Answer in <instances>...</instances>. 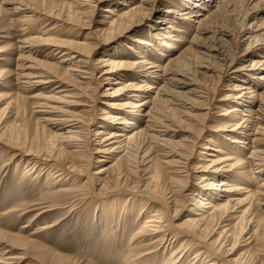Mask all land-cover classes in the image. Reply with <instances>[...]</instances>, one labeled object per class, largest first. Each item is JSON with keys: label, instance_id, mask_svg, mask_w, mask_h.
I'll return each instance as SVG.
<instances>
[{"label": "rangeland", "instance_id": "obj_1", "mask_svg": "<svg viewBox=\"0 0 264 264\" xmlns=\"http://www.w3.org/2000/svg\"><path fill=\"white\" fill-rule=\"evenodd\" d=\"M6 1L0 0V48L5 50L0 54V232L7 233L9 239L22 232L23 235L29 236L34 231L37 232L40 225H51L56 220L59 221L57 226L36 235V242L29 247L30 257L27 256L24 261L13 260V263L8 264H125L124 262L128 259L131 262L135 250H131L130 239L148 216L156 215L155 212L161 209L163 214L167 213L166 221L176 226L190 217V212L192 214L197 209L193 191L188 192L189 198L184 197L188 195L187 193L182 197L170 194L171 191L180 189V187H174L175 184L171 178L182 179L181 187H184L187 182V190L199 189L207 194L210 193L206 191L209 189L206 183L201 181L206 174L202 171V167L206 165L204 160L207 156H200L203 151L200 146L213 145L209 140H216L214 147L221 153L208 150L207 153L218 156L217 160L220 161L227 156L224 154H229L250 163L253 161L252 150H259L260 156H264V143L258 146L253 145L250 140H245L251 138L248 133L253 134L255 132L253 129L243 132L245 136L237 137L239 144L226 139L236 137V133L231 132L232 128H228L230 130L225 132L219 129L243 123L242 113L252 102V111L255 115L250 121L251 124H260L259 127L263 133L256 137L261 136L260 138L263 137L264 141V121H262L264 120V80L259 79L264 75V0H193L194 2L192 0H15L21 13L12 17L1 12L2 8L12 9L11 7L16 6L3 4ZM62 3L73 4L67 8L62 7ZM228 4L230 6L221 11L220 7ZM131 7H138V11L133 16L124 18L123 16L126 13L128 15L132 10ZM50 10L61 13V19L58 20L56 16L44 18L40 14ZM218 11L221 13L218 14ZM9 18L17 22L25 21L24 28L31 30L29 38L35 40L46 38L44 32L54 23H58L56 24L58 28L52 32L55 33L52 38L60 41L74 38L84 42L86 35L90 34L88 35L90 43L96 48L91 58V65L86 67L79 64L76 59L69 60V57L67 59L59 55V52L57 56L52 55L49 49L53 47L47 44L41 46L35 44L33 51L29 48L23 52L19 51L17 48L21 46L19 43L22 40L19 32L21 28L19 24L18 27L13 26ZM113 21L118 22L112 24ZM143 42L146 44H142ZM203 43L217 48V59L211 60L212 64L200 60L209 58L200 53L204 51L201 49ZM123 53L130 55L133 58L132 61L144 62L146 67L158 66L155 69L160 70L159 73L151 74L152 79L147 81L154 87L148 94L146 93L148 91H143L141 97L135 96L132 99L112 95L113 91L108 90L114 87V79L122 77L123 74H125L123 75L125 82L146 81L140 74H138L139 78L132 77L130 70L124 71V68L119 70L120 75L116 78L113 76L112 79L104 81L105 68L98 64L99 60L103 56L113 57ZM139 56L142 59H138ZM177 57L179 62L171 61ZM180 57L187 59L181 61ZM256 61L259 62V66H255ZM46 63H55L57 70L61 73L67 71V76L72 81L71 85L65 88L78 93L76 97L68 91L59 92V95H71L64 96L66 98L64 102H70L72 105L50 102L51 105H56L54 107L60 108L58 111L36 107L31 97L39 93L43 97L52 96L54 90L57 92L59 84L42 85L26 93L24 91L26 87L17 80L20 68L23 66L43 67V65L47 66ZM201 65L211 68L205 76L202 74L205 69ZM168 68L180 70V72L185 70L184 75L179 73L173 76L168 72L165 76L163 69ZM172 78L182 82L178 87L173 86L172 89L202 103L199 109H190L189 103L181 110L189 112L186 116L183 112H175L173 110L175 105L164 102L168 97L160 94L166 86L168 87V82ZM87 82L92 90L87 91L89 99L86 100V97H82L81 92L76 91L74 87L82 89ZM11 85L13 86L10 87ZM237 85L250 88L256 97L252 99L247 94L248 104L244 103L241 111L230 115L231 118H229L225 116L224 110L235 106L234 98L240 94L235 91L238 88ZM203 86L208 90L207 100L190 93ZM157 95L164 102L160 106V111L172 116L177 124V127L172 128V135L164 136L163 134L162 136L161 134V140L171 141L169 147L176 148L177 152L181 151L178 148L182 145L190 144L186 138L192 140L195 137L192 141L195 144L200 143L195 145L197 146L195 149L192 147L194 151L192 171L184 170L181 176L173 174L176 168L168 165L169 162L178 161L177 157H165L162 149L158 148L156 150L154 148L148 153L149 155L146 154L149 147L148 143L146 144V134L157 135L164 130L156 126L155 131L148 132L149 127L146 126L151 124L148 118L141 116L136 124L128 126L129 130L136 127L135 130L144 129L146 132L137 140L130 154L102 153L111 147H106L108 143L100 145L102 138L92 133L101 125L106 128L105 124H108L109 130L123 129L122 121L112 123L108 120L111 113L125 112V116L131 118V109L113 107L112 101L134 102V100L144 101V99L150 101ZM193 106L198 108V105ZM150 108L152 109L153 106L142 107V110L146 109V113L150 111ZM63 112L93 119L89 124L90 129L87 127L82 130L81 135L84 136L85 141L82 151L77 148L72 150L77 149L80 154L82 153L81 155L84 154L83 160L79 161L73 155L64 154L67 152L61 150L63 146L58 139L54 138L53 134L68 131L66 128L68 126L61 121L48 122V120L63 118V115H60ZM157 117L162 118L161 115ZM66 134L70 135L67 132ZM164 143L162 141V144ZM6 144L25 151L31 149L34 152L47 153L48 150L49 152L52 150L51 153L56 159L52 162L48 161L50 165L54 163L55 166L65 168L74 166L76 167L74 170L79 173L82 171V166H85L84 174L77 176V173L72 175L73 173L70 174L68 171L61 177L62 182L54 184L52 175L48 176V172H41L40 168L36 167L32 169L31 166L35 165L32 157L27 154L23 158L18 154L16 157H11L16 152L8 149ZM99 160L104 162H98ZM116 164L120 165L121 174L112 173L111 175L109 171V174L96 175L101 168ZM116 175L121 176L117 178ZM98 176L102 177V180H99ZM226 176L234 184L243 185L245 189L249 187L255 192H258L260 186L264 184V173L259 178V175L255 174L254 179L251 175L244 178L239 173ZM234 178H240L241 181L236 182ZM223 179L224 177L220 176L218 181ZM65 188L73 189V192H70L72 194H58L59 190ZM147 189L153 191L151 193L156 195L158 203L147 200L144 195V192H148ZM43 201L48 202L44 204L45 206L59 203L62 209L41 213L37 205L44 203ZM248 207L249 205L234 209L235 213L227 217V221L215 228L201 231L205 244L211 243L212 248L220 249L221 244H224L218 252L223 261L232 259L235 264H264V221L254 225L246 224L251 213H260V218H264L263 211L256 207L246 212ZM147 212L150 214L146 216ZM26 225L28 227L24 228ZM224 230L229 231L223 232ZM254 231L256 232L252 237ZM172 239L169 236L168 242H172ZM182 239L176 242L173 240L170 247L167 241H165L167 245L160 244L157 248L160 254L156 260H148L149 264H171L170 256L180 246ZM19 251L22 249H14L3 256L6 253L5 245H0V259L17 255ZM136 251L139 250L136 249ZM229 252L234 256H230ZM194 253L195 251L191 250L189 256L181 262L182 255H180L177 259L178 263L175 264H202L205 258L193 261L196 256ZM125 258L128 259L125 260Z\"/></svg>", "mask_w": 264, "mask_h": 264}, {"label": "bare ground", "instance_id": "obj_2", "mask_svg": "<svg viewBox=\"0 0 264 264\" xmlns=\"http://www.w3.org/2000/svg\"><path fill=\"white\" fill-rule=\"evenodd\" d=\"M188 2H191V1H188ZM15 3H17L15 0H7L6 2H3V4H6L8 6H14V5H16ZM145 3H148V2L145 1ZM72 4L73 3H62V7L66 6L67 8H69ZM77 5H79V4H77ZM229 6H230L229 4L226 6H221L220 9L222 11V10H225L226 8H228ZM80 7L82 8V6H80ZM11 8L12 9L2 8L1 12L5 15L7 14V16L9 15L8 17H12V16H15L16 14L21 13V9L18 7V5L11 7ZM131 8H132V10L131 11L129 10L130 13H128V15H126L127 14L126 13L125 16H123L124 18L133 16V14H135L138 11V7H135V8L131 7ZM221 11H218V14L221 13ZM40 14H42L44 16V18L47 16H50V17L56 16V18H58V20L61 19V15H60L61 13H56L54 10H50L48 12H41ZM38 17L40 18V15ZM9 19H10V21H12L13 26H17L19 24L20 25L19 27L21 28L19 31L20 36L22 37V40L19 41L21 46L19 48H17V49H19V51L22 50V52H23L25 49L27 50L28 48L30 49V51H33V49H34L33 47H35V44H38L40 46L42 44H47L48 46L53 47L52 49H49V50H51L52 55L57 56V52H59L58 53L59 55L61 54V56H64L66 58L69 57V60L76 59L79 64H83L86 67L89 66V64L91 65V63H92L91 58H92V56L94 54L93 52L96 48H95V45H91V43H90V40L88 38L89 37L88 35H90V34L86 35V39L84 42L74 40V38L69 39V40L67 39V41H60V40L52 38V36L55 34L52 32L58 28L56 26V24H58V23H54V24L49 25L50 27L48 28V30L44 32L45 33L44 36H46V38L43 37L41 39L35 40V39L29 38L30 37L29 32L31 30L27 27L24 28L23 23H25V21H21V20L19 21L18 20L19 22H17L16 20H13L12 18H9ZM53 20H56V19H53ZM118 21H113L112 24L117 23ZM200 43H202V42H200ZM95 44H97V43H95ZM142 44H146V43L143 42ZM165 44H167V43H165ZM201 49H204V51L200 52V53L204 54V56L209 57L208 59L202 58V59H200L201 61L206 62L208 64H212L211 60H213L215 58L217 59V48L211 47V45L203 43ZM4 52H5V50L0 48V54H2ZM132 59L133 58L130 55L123 53V54H119V55H116L113 57H111L110 55L109 56L108 55L103 56L99 60L98 64H100L102 67L105 68V70L103 71L104 81L105 80L108 81V80L112 79L113 76H114V78H116L117 75H120L118 72H120L119 70H122L121 68H124L125 69L124 71L130 70L129 72H131L130 75L132 77L139 78L138 74H140V75H142L141 76L142 79L146 80L145 82L143 81V83L139 82L137 80H131V81L125 82V80H124L125 77L123 76L125 74H123L122 77H118V78L114 79V83H113L114 87L112 89H108V90L113 91V93H111L112 95H121V96L130 97V98L134 99L135 96L141 97L142 96L141 92L148 91V92H146L148 94L152 89H154L153 85L151 83H148L147 81L152 79L151 74H154V73L158 74L159 73L160 70L158 71V69H155V68H158V66H147L146 67V65L143 64L144 62H140V61L135 62V61H132ZM138 59H142L141 56H139ZM182 59L185 60L187 58L180 57L181 61H183ZM171 61H173L174 63L179 62V58L178 57L176 59L173 58ZM258 63L259 62L256 61L255 66H259ZM46 64H47V66L43 65V67H41L40 65H37V67H35L33 65L28 66V67L27 66H23V67L21 66L22 68H20L21 69L20 74L18 75V79H17L18 82L22 86L26 87V89L24 90V91H26V93H28L30 90H34V89H36L42 85L50 86V85L59 84V87L57 88L58 89L57 92L54 90V92H53L54 95H52V96L43 97L41 93L33 95L31 97V99L34 100V104L36 105V107L43 108V109L46 108V109H50V110L52 109V110L58 111L60 108L58 109L57 107H54L56 105H51L50 102H55V103L57 102L60 104L66 103V105H72L70 102H64L66 99V98H64V96H71V95H64V96L59 95L60 94L59 92H62V91L71 92L76 97L78 95V93L72 92L71 90H69V88H67V89L65 88L66 86L71 85V81H72L67 76V73H66L67 71L61 73L57 70V65L55 63L54 64L46 63ZM148 65H151V64H148ZM144 66L146 68H144ZM260 66H261V64H260ZM102 67H101V69H102ZM201 67H203V69H205L202 72V74L205 76V74L209 71L210 67H205L202 65H201ZM84 70L89 71L90 69H84ZM184 71L185 70H182L181 72H180V70L176 71L173 68H168L167 70L163 69V73L165 76L168 72H170L173 76H176L179 73L184 75ZM157 74L154 76L156 77ZM92 76H93V73H92ZM259 79L264 80V75H262ZM168 83H169L168 87L166 86V89H163V92L160 95L164 94L166 97H168L167 100H165L164 102L175 105V107H173V110L175 112H183V111H181L182 108H185L186 105H189V103L191 104L190 109H199L200 108V105L202 103H199L198 101L191 99L188 96L181 95V93L175 92V90L172 89L173 86L178 87V85L180 83L182 84V82L180 80H176V79L174 80L172 78L169 80ZM12 86L13 85H11L10 87H12ZM236 87H238V88L235 91H238L240 94L236 95V97L234 98L236 100L235 106H233L232 108H230L228 110H224L226 112L225 116H228L229 118H231L230 115H232L234 113H238L239 111H241V107H244V103L248 104L249 101L247 99H249V98H246L247 94L249 96H251L252 99L256 97L255 94L253 95L254 92L250 91L251 89L248 87H245V85H237ZM74 89L76 91L81 92L80 94H82V97H84V98L86 97V100L89 99L87 97L88 96L87 91L92 90V89H91V85L90 86L88 85V82L84 88L77 89L76 87H74ZM242 91H247L249 93H247V92L244 93ZM190 93H192L193 95H196V97H198V98H206V100L208 99V95H209L208 90L204 86L202 88L194 89ZM76 97H75V99H76ZM155 98H152V99L150 98L151 99L150 101H147L145 99H144V101L143 100H140V101L134 100V102L133 101L132 102H124V101H120V100L112 101L113 103L111 105L113 107H117L120 109H131L130 110V112L132 113L131 118L125 116V112L111 113L108 116V120H110V122H112V123L122 121V125H124L122 130L118 129V128L116 130H109V126H107L108 124H105L106 128H103V126L100 124L101 126H100V128H98L99 130L96 129V130H93V131L91 130V131H92V133H95L93 135H96V137L102 138V140L99 143L100 145L103 146L106 143H108V145H106V147H111L109 149H105L104 151H102V153H109V154L110 153H114V154L125 153V155H126V154H130L133 151V149L137 143V140L140 138V136H142L144 133L146 134L144 129L135 130L136 129V127H135L132 130L131 129L129 130L128 126L136 124L137 119H139V117H141V116L144 118H148L149 119L148 121L151 123L150 126H146V127H149L148 132L155 131L154 129L156 126H159V128H161L162 130L164 129V130L158 132L157 135L156 134H153V135L146 134L147 135L146 144L148 143L147 145L149 146L147 148L148 150L146 149L147 150L146 154L149 155L148 153L153 151L154 148H155V150L158 148V149H162L161 151L163 152V155L165 157H173V158L177 157L178 161L176 160V162H172V163L169 162L168 165H170V167L176 168V171L173 172V174H176L177 176H181V174L184 173L183 172L184 170H187V172H188V170L192 171L193 167L191 166V163H192L193 158H194V151L192 150V147H194V149H195L197 147V146L195 147V145H199L200 143L195 144L194 141H192L193 139H195V137H193L192 140H187V138H186V141L189 142L190 144L184 145V146L182 145V147L178 148V150L180 149L181 151L177 152L176 148H170L169 147V145L172 143L171 141H165L164 139L161 140L160 135L161 134H162V136H163V134H164V136L172 135V132H173L172 128L177 127V124H176V122L172 116H170V115L168 116L167 114H163L160 111L161 110L160 106L164 102L161 99H159L160 97L158 95ZM76 103H79V102H76ZM194 104L198 105L197 106L198 108H195L193 106ZM150 105L153 106V108L152 109L150 108V111L145 113L146 109L142 110V107H148ZM238 108H240V109H238ZM252 108H253L252 102H250L248 107H247V110L245 109V111H243V113H242V116L244 117V119H242L243 123H239L238 125L224 126L223 128H219L222 132L230 130L228 128H232L231 132L236 133L235 134L236 137L234 136V137H232V139L226 138L227 140H231L232 143L239 144L238 141L236 140L237 137L239 135L245 136V134L243 132L246 133L247 130L252 131V129H253L255 131L253 134L248 133V136H250L251 138H248L245 140H250L253 145H258V144L264 143V141L262 140L263 137L262 138H260L261 136L258 138L256 137L258 135H262V133H263V131L260 130L261 129L259 127L260 124L259 123L251 124L250 120L255 115L253 113L254 111H252ZM143 113H145V114H143ZM183 113H184V115L187 116L189 112L188 113L183 112ZM60 115L61 116L63 115V118L60 117V118H57L58 120L57 119H55V120H52V119L48 120L47 119V120H48V122L49 121H61L63 124H66L65 126H68V127H66L68 130L66 132L70 135H67L66 132L58 133V134L56 133V134H53L54 138L58 139L59 142L61 143V145L63 146V147H61V150L67 152L64 154L73 155L74 157L78 158L80 161L85 156L84 154L81 155L82 153L80 154L79 151H77V149L82 151L81 148H84V142L85 141L83 140L84 136L81 135V133L83 132L82 130H84L87 127H88V129H90L89 124L91 123V121H93V119L92 118L86 119L85 118L86 116L80 117V116H78V114L77 115H73V114L70 115V114L64 113V112ZM137 115H138V117H137ZM159 115H161L162 118L157 117ZM260 118H262V117H260ZM260 121H261V119H260ZM262 121H264V120H262ZM246 124H248V125H246ZM62 129H63V127H62ZM74 131H76V132H74ZM239 131H240V133H238ZM162 141L165 142L164 143L165 145L162 144ZM209 141L211 143H213V145L204 144V145L200 146L203 150V151H201L200 156H207V158L208 157H214L215 158L213 160H208L206 158L204 160L205 161L204 164H206V165L204 167H202L203 168L202 171H204L206 174H204V176L201 178V181L203 183H206V187L209 188V189H206V191L207 192L210 191V193L207 194V193H205L199 189L187 190L188 189L187 182H185L184 187L183 186L181 187V184L183 183L182 179L171 178V181L173 182V184H175L174 187H176V188L180 187V189L178 191H173V192L171 191L170 194L173 193L176 197L177 196L182 197L183 195H186V193L188 194V192L193 191L192 195H194L196 197L195 198V201H196L195 207L197 209L195 210L194 213L192 212V214L190 212V215H191L190 217H188L187 219L183 220L181 223H178L176 226H174L173 223H169L166 221V214L167 213L163 214L162 210L158 208L159 210H157L155 212L157 214L156 215L153 214L151 216H148V219L144 223L141 224V226L138 228L137 232L130 239L129 245L131 247V250L132 251L135 250V252L133 255L131 254L133 256L132 257L133 259L131 262L129 261L130 259L127 258L128 259L127 260L125 258V260H127L124 262L125 264H149L148 260H150V259L156 260L157 256L160 254V251L157 249L158 246H160V244H163V243H164V245H167L166 243L169 241V236H171V238H173L172 242H173V240H174V242H176V241H179L181 238H183L182 242L180 241L181 242L180 246L178 248H176V250H174L172 252V255L170 256L171 264L178 263L177 259L180 255H182L183 252L184 253L181 257L180 262L183 259L185 260L189 256V253L191 250H194L195 251L194 254H196L193 261L196 259L201 260L202 258H205V261L202 264H232L231 262H234L233 264H235V261H233L232 259H229L226 261L221 260V258L218 255V252L220 251V249L222 248V246L224 244H221L220 249L212 248L211 243L209 244L210 246L205 244V239L203 238L201 231H203V230L206 231V230L210 229L211 227L212 228L217 227V225L227 221V217H229L232 213H235L234 209L245 208L247 205H249V207L246 210V212L251 210V209L258 207L259 210L263 211V215H264V184H262V186H260L261 188L258 192H255L253 189H250L249 187L245 189L243 187V185L236 184V183L234 184V182L232 180H230V178H227L228 176H226L227 174H231V173H239L240 176H242L244 178L247 175H251L253 177L252 179H254L255 174H258L259 175L258 178H259L264 173V158H263L264 156L263 157L260 156L261 151L252 150L251 155H253V158H252L253 161H251L250 163L249 162L248 163L243 162V160L238 159L237 157L235 158L229 154H224L227 156L224 158L223 161H220V160H217L218 156H216L212 153H207V150L209 152L221 153V151H219L218 149H216L214 147L215 146L214 144L217 143V141L214 139H211ZM0 143H1V140H0ZM191 143L194 145H192ZM52 144H54V143L52 142ZM57 144H58V142H57ZM57 144L55 146H57ZM7 146H8V149L16 152V153H13V155L11 157H16L17 154L22 158H23V156H26L25 154H27L29 157H32L35 161L34 162L35 165L31 166L32 169L34 167H36L37 169L40 168L41 172H43V171L48 172L47 173L48 176L52 175L51 178L53 179L54 184L62 182L63 179L61 177L64 176V174H66L68 171H70V174L73 173L72 175L77 173V176H81V174H84L83 169H85V166H82V169H81L82 171L80 170L81 173H79V172H77V170H74L76 168L74 166H71L70 168H65L64 166H55L56 164L54 165V163L50 165V163H48V161L52 162L53 160L55 161V159H56L55 156L51 153L52 150H51V152H49V150H48L49 153L48 152L43 153L42 151H35L34 152L31 149L27 150V151L20 150L21 148H13V146L11 144L7 145ZM211 146H213V147H211ZM86 147H87V145H86ZM73 148H77V149H74V151H72ZM123 148H124V150H122ZM167 148L169 149V151H166V150H168ZM53 149H55V148H53ZM100 150H102V149H100ZM57 156H60V155H57ZM123 157H121V159ZM59 159H57V160H59ZM98 162H104V161L99 160ZM116 163H118V162L116 161ZM53 165H54V168L52 169ZM27 169H29V168H27ZM196 169H198V167ZM54 170H57V171L54 172ZM109 171H111V175H112V173H115V174L118 173L119 174L120 172H122L120 165L116 164V165H113L110 167L101 168L96 175L109 174ZM117 176L118 175H116V177ZM120 176L117 178H120ZM207 176H208V178H206ZM220 176L224 177V179L218 181V178ZM97 178L100 180L102 177L98 176ZM234 179L236 182L241 181L240 178L239 179L234 178ZM71 191L73 192V189L71 190L70 188H68V189L65 188V189L59 190L58 194H72V193H70ZM151 192H153V191L148 190V192H144L145 197L147 198V200H150L152 202L154 201V202L158 203L159 200L157 199L156 195L153 194L154 195L153 196ZM188 196H190V194H188L184 197L189 198ZM45 203H48V202H44V203L41 202V203H38V205L36 203H34V205L39 206L38 209L42 211L41 213L52 212V211H57V210L62 209V207H60L59 203H51L50 205H46V206L44 205ZM31 204L33 205V202ZM32 205H30V206H32ZM160 205H163V204H160ZM27 211H30V210H27ZM23 212H25V210ZM149 214L150 213L147 212L146 216ZM257 214H258V216H257ZM260 216H261L260 213H253V214L251 213L249 216L250 219H248L246 224L249 223V225H254L257 222L260 223V222L264 221V218H260ZM57 222H59V221L56 220L51 225L50 224L49 225L48 224L40 225L37 232L34 231L35 233L33 232L29 236L23 235V232H22L20 234H15L13 238L9 239V236L7 233L0 232V245H5V249H6V253L3 254V256L6 255L7 253L13 251L14 249H22V251H19V253L17 255H14L15 257L10 256L8 258H1L0 264L13 263V260L24 261L25 258H27V256L30 257V255H29V253H30L29 249L30 248L29 247L32 246V244L36 242V238H37L36 235L39 232L48 231V230H50V228L57 226L58 225ZM26 227H28V225H26L24 228H26ZM168 231H170V232L168 233ZM226 231L228 232L229 230H224L223 232H226ZM255 232L256 231L253 232L252 237L254 236ZM165 241H167V242H165ZM172 242H170V243L168 242L169 247L172 244ZM156 244H159V245H156ZM136 249L139 250L140 252L136 251ZM174 254H176V255H174ZM228 254L226 256H228ZM229 255L231 256L232 253H230ZM232 256H234V255H232ZM33 259H35V258H33ZM38 263H39V261H38Z\"/></svg>", "mask_w": 264, "mask_h": 264}]
</instances>
